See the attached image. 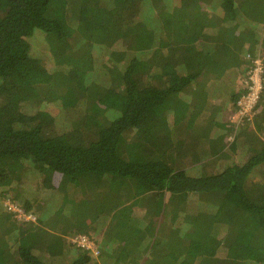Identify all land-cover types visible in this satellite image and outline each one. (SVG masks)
I'll return each mask as SVG.
<instances>
[{"label":"trees","instance_id":"trees-1","mask_svg":"<svg viewBox=\"0 0 264 264\" xmlns=\"http://www.w3.org/2000/svg\"><path fill=\"white\" fill-rule=\"evenodd\" d=\"M252 1L0 0V264L264 254V92L231 119L264 53Z\"/></svg>","mask_w":264,"mask_h":264},{"label":"built area","instance_id":"built-area-1","mask_svg":"<svg viewBox=\"0 0 264 264\" xmlns=\"http://www.w3.org/2000/svg\"><path fill=\"white\" fill-rule=\"evenodd\" d=\"M247 58L250 62L248 69L245 71L246 73L242 79H240L241 91H243V93L236 102V116L238 118L253 116L254 108L264 92V53L254 58H250L249 56ZM8 207L17 214L18 218L25 220L34 219L32 216H25L23 212L14 205L8 204ZM72 242L74 245L89 251L93 258L99 256V249L95 240L92 238L86 235H78L73 238Z\"/></svg>","mask_w":264,"mask_h":264},{"label":"crops","instance_id":"crops-1","mask_svg":"<svg viewBox=\"0 0 264 264\" xmlns=\"http://www.w3.org/2000/svg\"><path fill=\"white\" fill-rule=\"evenodd\" d=\"M259 48H260V43H259L258 50H259ZM237 85L239 86V80H238ZM97 238H98L99 241L101 239V242H102V239L110 242V247H109L110 249L111 248H115L116 246H118V244L116 243V240L113 239L112 234L109 235V236H107V237H105L104 234L102 236L99 235V236H97ZM97 247H99V246H97ZM109 248H108V250H109ZM122 251H126V250L125 249L120 250V252L117 254V257L115 258V264H118V263L126 264L129 260H132V257L133 256L132 257L131 256L129 257V255H130L129 252L126 253V252H122Z\"/></svg>","mask_w":264,"mask_h":264},{"label":"rangeland","instance_id":"rangeland-1","mask_svg":"<svg viewBox=\"0 0 264 264\" xmlns=\"http://www.w3.org/2000/svg\"><path fill=\"white\" fill-rule=\"evenodd\" d=\"M72 1V0H71ZM76 1H78V0H76ZM236 1V0H235ZM253 3H254V5L256 6L255 7V9L257 10V9H262L263 7H264V4H263V2L262 3H257V2H255V1H252ZM36 37V36H35ZM34 37V38H35ZM33 38V39H34ZM80 56L79 57H81L80 59H79V57H76L77 59H76V61H77V64H85L84 63V56H85V52H84V54H79ZM237 83H238V80H236V86H238L237 85ZM237 89V88H236ZM230 112V111H229ZM231 115V114H230ZM234 122L236 121V119H237V116H236V114H234L233 116H232V118H231ZM228 126V125H227ZM106 209V212H105V215H106V218H108V213H109V209H107V208H105ZM110 216V215H109ZM32 220H34V219H32ZM262 249H258V251H261ZM262 252V251H261ZM256 257H258V260L255 262V261H252V260H249V262L250 263H248V264H255V263H257V262H259V261H262L263 263H264V254H262V255H258V256H256ZM256 257H253V258H256ZM95 259V258H94ZM247 259V258H246ZM96 260V259H95ZM245 260V259H244ZM258 264V263H257ZM259 264H261V263H259Z\"/></svg>","mask_w":264,"mask_h":264}]
</instances>
